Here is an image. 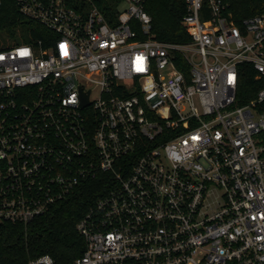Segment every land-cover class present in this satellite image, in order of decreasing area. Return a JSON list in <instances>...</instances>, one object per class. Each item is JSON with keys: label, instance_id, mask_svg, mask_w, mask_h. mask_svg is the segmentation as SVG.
I'll use <instances>...</instances> for the list:
<instances>
[{"label": "built area", "instance_id": "1", "mask_svg": "<svg viewBox=\"0 0 264 264\" xmlns=\"http://www.w3.org/2000/svg\"><path fill=\"white\" fill-rule=\"evenodd\" d=\"M13 1L49 33L0 48V222L26 227L103 173L72 264H264V11L184 0L190 39L171 42L147 0H121L110 21Z\"/></svg>", "mask_w": 264, "mask_h": 264}, {"label": "trees", "instance_id": "2", "mask_svg": "<svg viewBox=\"0 0 264 264\" xmlns=\"http://www.w3.org/2000/svg\"><path fill=\"white\" fill-rule=\"evenodd\" d=\"M121 0H69L78 11L95 5L107 20L115 17ZM234 18L239 20L264 11V0H230ZM145 10L152 18V33L161 41L187 42L190 37L181 23L185 14L184 0H147ZM49 32L37 21L24 16L13 0H0V48L32 44L44 40ZM46 45V44H45ZM184 71L182 65L178 66ZM242 88L244 101L255 96V71L245 67ZM106 174L87 180L64 200L55 203L44 215L28 226L0 222V264H27L30 260L50 255L56 264H72L82 256L85 240L76 223L93 202L105 193Z\"/></svg>", "mask_w": 264, "mask_h": 264}, {"label": "water", "instance_id": "3", "mask_svg": "<svg viewBox=\"0 0 264 264\" xmlns=\"http://www.w3.org/2000/svg\"><path fill=\"white\" fill-rule=\"evenodd\" d=\"M82 106H85V105H87L88 104V98H87V96L86 95H84L83 96V98H82Z\"/></svg>", "mask_w": 264, "mask_h": 264}]
</instances>
